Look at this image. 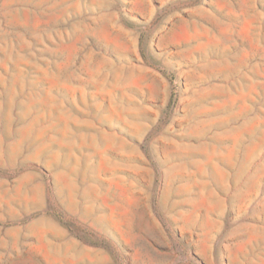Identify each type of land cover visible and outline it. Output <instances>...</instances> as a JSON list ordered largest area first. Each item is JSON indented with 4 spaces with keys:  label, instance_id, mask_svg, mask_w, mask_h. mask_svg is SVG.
<instances>
[{
    "label": "rangeland",
    "instance_id": "rangeland-1",
    "mask_svg": "<svg viewBox=\"0 0 264 264\" xmlns=\"http://www.w3.org/2000/svg\"><path fill=\"white\" fill-rule=\"evenodd\" d=\"M0 264H264V0H0Z\"/></svg>",
    "mask_w": 264,
    "mask_h": 264
},
{
    "label": "trees",
    "instance_id": "trees-1",
    "mask_svg": "<svg viewBox=\"0 0 264 264\" xmlns=\"http://www.w3.org/2000/svg\"><path fill=\"white\" fill-rule=\"evenodd\" d=\"M169 79L170 80H173L172 76H169ZM174 100H173V92L170 94V99H169V103H173Z\"/></svg>",
    "mask_w": 264,
    "mask_h": 264
}]
</instances>
